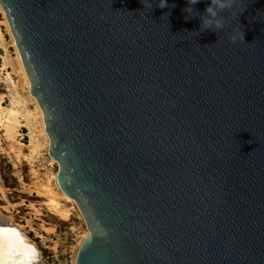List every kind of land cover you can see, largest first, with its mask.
Masks as SVG:
<instances>
[{"label":"water","instance_id":"water-1","mask_svg":"<svg viewBox=\"0 0 264 264\" xmlns=\"http://www.w3.org/2000/svg\"><path fill=\"white\" fill-rule=\"evenodd\" d=\"M209 2L0 0L90 231L76 264H264V0L203 30ZM19 234L0 264L33 260Z\"/></svg>","mask_w":264,"mask_h":264},{"label":"rangeland","instance_id":"rangeland-1","mask_svg":"<svg viewBox=\"0 0 264 264\" xmlns=\"http://www.w3.org/2000/svg\"><path fill=\"white\" fill-rule=\"evenodd\" d=\"M2 14L0 11V104L4 116L0 123V213L12 217L13 224L21 227L38 245L45 264H52L57 253L77 246L88 228L73 202L58 197L72 213L69 221L60 220L48 206L44 186L53 185L60 193L55 181L49 182V177L58 174L60 167L52 163L46 148L39 158L29 157L33 142L39 139L33 123L37 101L24 87L16 47L4 26ZM9 109L17 112L21 123L10 137L4 125Z\"/></svg>","mask_w":264,"mask_h":264},{"label":"bare ground","instance_id":"bare-ground-1","mask_svg":"<svg viewBox=\"0 0 264 264\" xmlns=\"http://www.w3.org/2000/svg\"><path fill=\"white\" fill-rule=\"evenodd\" d=\"M0 11H1V13L4 14V18H5V21L3 22L4 26L7 27L8 31L10 32L12 41L16 47L18 70H19L20 75L22 77L24 87L26 89H28L29 96L35 98V100L37 101L36 112L33 113V123H34L35 128L39 131V139H37L36 141L33 142L31 154L29 157H31V159L39 158L40 154L42 153V149L46 148L47 151L49 152L50 144H51V140H50V137H49L47 129H46L44 112H43V109L41 108L37 98L34 97L30 92V80L28 78V75H27V72H26V69H25L19 48L16 45L15 37L11 31V27H10L7 15H6L1 3H0ZM1 23L2 22H0V24ZM0 101H1V99H0ZM3 118H4L3 109H2V106L0 104V123H3ZM5 118H6V121H5L4 125L6 127V133L8 134L9 137L13 136V134L16 133L17 128L21 125L19 117L17 115V112L14 111L13 109H9L7 111V116ZM50 158L52 159V163H56V164H58V166H60V164L57 160L53 159L51 156H50ZM57 176H58V174H54L52 177L50 176L49 182H51V180H54L55 181V187H56V189H58L60 191V193H57L55 191V188H53V185H50V186H44V188H45L44 194L47 196L48 206H49L50 210H52L54 212L55 216L59 217V219L62 221H69L71 216H72V213L69 209L63 207V205L59 202L58 197L61 196L67 202H73L77 208H78V206H77V203L75 200L69 198L68 196H66L63 193V191L61 190V187L58 183ZM0 225H7V226H11V227H16L20 233L19 235L21 236L22 241L24 243L30 244V246L33 249H35L36 254L32 255L33 260L30 261V264H45V261L43 260V254H42L41 250L39 249L38 245L29 237V235L21 227L17 226L16 224H13V218L12 217H7V215L4 216L3 214L0 213ZM87 230L88 231L85 234L83 240L78 242V244L76 246V253L78 252V249L81 246V244L83 243V241L90 235L89 229H87Z\"/></svg>","mask_w":264,"mask_h":264},{"label":"clouds","instance_id":"clouds-1","mask_svg":"<svg viewBox=\"0 0 264 264\" xmlns=\"http://www.w3.org/2000/svg\"><path fill=\"white\" fill-rule=\"evenodd\" d=\"M200 0H188L189 7L186 10H192V6L198 4ZM145 7H151V0H143ZM235 0H210L204 12L200 15L203 30L220 29L223 27V22L218 18L219 11L224 9L234 8ZM168 6L167 0H159L158 7L165 8ZM235 42V40H233Z\"/></svg>","mask_w":264,"mask_h":264},{"label":"built area","instance_id":"built-area-1","mask_svg":"<svg viewBox=\"0 0 264 264\" xmlns=\"http://www.w3.org/2000/svg\"><path fill=\"white\" fill-rule=\"evenodd\" d=\"M72 247L69 250H62L57 253L56 260L52 264H76V246Z\"/></svg>","mask_w":264,"mask_h":264}]
</instances>
